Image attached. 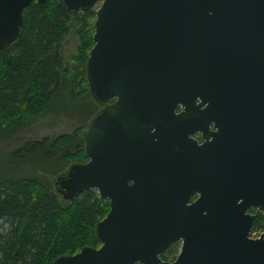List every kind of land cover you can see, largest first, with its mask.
Returning <instances> with one entry per match:
<instances>
[{
    "label": "water",
    "instance_id": "obj_1",
    "mask_svg": "<svg viewBox=\"0 0 264 264\" xmlns=\"http://www.w3.org/2000/svg\"><path fill=\"white\" fill-rule=\"evenodd\" d=\"M60 1L68 12L98 4L85 80L91 99L104 105L98 123L91 120L82 129L86 161L54 177L52 188L67 202L95 190L100 199L110 200L111 209L94 226L98 248L83 247L51 264H161L153 256L149 262L140 260L147 246L144 229L158 223L144 212L143 202L153 212L157 200L169 204L162 222L169 225L175 195L156 190L150 181L124 182L120 190L108 163L107 127L108 119H117L123 130L128 120L144 122L151 113H171L180 96L207 103L205 111L216 129L208 148L211 160L221 163H209L210 191L199 199L208 206L204 219L209 224L204 221L199 230L188 231V245L174 264H264V241L248 239L250 217L243 215L248 207L264 208V0ZM45 2L0 0V51L15 42L22 10ZM111 98L115 104L105 105ZM161 158L167 159L164 154ZM122 164L140 177L150 167ZM149 164L172 179L171 163ZM230 216L241 217L244 224L224 229ZM175 226L173 233L168 230L170 239L180 229Z\"/></svg>",
    "mask_w": 264,
    "mask_h": 264
},
{
    "label": "trees",
    "instance_id": "obj_2",
    "mask_svg": "<svg viewBox=\"0 0 264 264\" xmlns=\"http://www.w3.org/2000/svg\"><path fill=\"white\" fill-rule=\"evenodd\" d=\"M95 9L68 12L60 0H46L42 7L30 3L22 10L15 42L0 51V132L26 128L61 96H67V104L88 97L81 107L85 119L93 116L98 106L87 88L85 60L93 44ZM69 35L75 45L66 64L63 45ZM82 128L24 142L14 152L47 160L58 153L64 165L84 163ZM54 165L43 172L62 174ZM58 198L33 177L0 179V264H51L98 246L93 229L107 212L106 201L92 189L72 202Z\"/></svg>",
    "mask_w": 264,
    "mask_h": 264
},
{
    "label": "flooded vegetation",
    "instance_id": "obj_3",
    "mask_svg": "<svg viewBox=\"0 0 264 264\" xmlns=\"http://www.w3.org/2000/svg\"><path fill=\"white\" fill-rule=\"evenodd\" d=\"M115 101L116 98H111L105 105L113 106ZM96 105L98 109L93 114L92 121L96 119V123H98L96 116L104 104L96 103ZM206 106L207 103H201L198 98L180 96L172 103L171 113L170 110L156 114L154 112L149 114V119L144 122L140 119L128 120L123 130L121 125H116L119 123L117 119H108L107 129L110 131L107 141L108 163H112V177H119L120 190H122L124 182L127 186H131L133 181H150L155 184L156 190L172 191L175 195V201L171 206V214H175V217L172 219L173 223L169 225H162V222L166 220L163 216L168 213L165 206L169 204L164 205L161 200H157L155 213L147 209L146 201L143 202L144 212L150 216H156L158 223L153 226L147 225L144 229L143 245L148 247L146 246L140 256L142 262H149L153 256L156 262L161 264L176 263L188 245V237L191 235L188 234V231L193 233L194 230H199L200 224L204 221L206 225L209 224V219H204V215L207 217L209 215L208 206L204 204L201 206L199 199L207 196L210 191L211 170L209 163L221 162L211 160L208 147L214 140L216 129L205 111ZM166 108L168 109V107ZM117 133L122 136H117ZM147 151L149 158L146 157ZM162 154L167 159H162ZM122 163H148L150 167L148 173L140 177L135 170L124 168ZM149 163H171L173 166L172 179L170 177L163 178L159 168L155 167V164ZM104 201L107 203V212H109L111 209L110 200ZM239 203L240 200L236 202V204ZM243 215L247 218L250 217L248 239L264 241V208L248 207ZM243 224L244 222L239 216L235 219L230 216L223 221V227L227 230L237 229ZM174 225H177L175 229H180L170 239L172 234H169L168 230L173 233ZM160 228L162 232L158 235L157 231ZM252 232H257V235L251 237ZM158 248L160 249L155 250ZM134 264L142 263L135 262Z\"/></svg>",
    "mask_w": 264,
    "mask_h": 264
},
{
    "label": "rangeland",
    "instance_id": "obj_4",
    "mask_svg": "<svg viewBox=\"0 0 264 264\" xmlns=\"http://www.w3.org/2000/svg\"><path fill=\"white\" fill-rule=\"evenodd\" d=\"M97 6L98 4L94 7ZM74 45L75 38L73 35H69L63 45L66 64H69L68 60L70 56H72ZM61 97L53 99L50 107H48L44 113L37 116L26 128L0 132V179L33 177L37 179L47 191L53 193L52 179L56 175H49L43 172L46 170V167L50 166L51 163H55L52 168H60V173H64L70 165L77 163L72 162L64 165L58 158V153L55 154V159L47 160L44 156L42 157L39 154L20 156L14 152L19 149L24 142L40 140L44 137L51 140L60 134L71 132L76 127L82 126L84 128L90 123L92 116L85 119V111L81 107L82 103L85 102L82 99L88 97L78 99L73 104L66 103L67 96H63L64 98ZM82 129L81 137L83 140ZM58 200H60V198H58ZM61 203L64 204L63 201H61ZM256 235L257 232L253 236L255 237Z\"/></svg>",
    "mask_w": 264,
    "mask_h": 264
},
{
    "label": "built area",
    "instance_id": "obj_5",
    "mask_svg": "<svg viewBox=\"0 0 264 264\" xmlns=\"http://www.w3.org/2000/svg\"><path fill=\"white\" fill-rule=\"evenodd\" d=\"M256 234V232H252L251 234H250V236L251 237H254L253 235H255Z\"/></svg>",
    "mask_w": 264,
    "mask_h": 264
}]
</instances>
